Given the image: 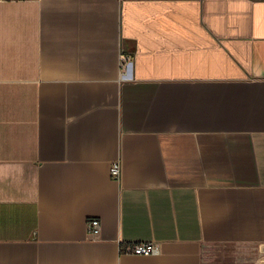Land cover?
I'll return each instance as SVG.
<instances>
[{
    "label": "crops",
    "instance_id": "crops-1",
    "mask_svg": "<svg viewBox=\"0 0 264 264\" xmlns=\"http://www.w3.org/2000/svg\"><path fill=\"white\" fill-rule=\"evenodd\" d=\"M220 246L264 247V0H0V264Z\"/></svg>",
    "mask_w": 264,
    "mask_h": 264
},
{
    "label": "rangeland",
    "instance_id": "rangeland-1",
    "mask_svg": "<svg viewBox=\"0 0 264 264\" xmlns=\"http://www.w3.org/2000/svg\"><path fill=\"white\" fill-rule=\"evenodd\" d=\"M203 264H260L263 246L214 247L204 256Z\"/></svg>",
    "mask_w": 264,
    "mask_h": 264
},
{
    "label": "built area",
    "instance_id": "built-area-1",
    "mask_svg": "<svg viewBox=\"0 0 264 264\" xmlns=\"http://www.w3.org/2000/svg\"><path fill=\"white\" fill-rule=\"evenodd\" d=\"M124 59V55H121V60L123 61ZM109 175L113 180L119 181L121 175L119 160H115L110 164ZM86 232L91 238H98L100 234V223L97 218L90 217L86 220ZM119 250L122 253L134 255H149L157 252L156 246L149 241L128 242L120 245Z\"/></svg>",
    "mask_w": 264,
    "mask_h": 264
},
{
    "label": "water",
    "instance_id": "water-1",
    "mask_svg": "<svg viewBox=\"0 0 264 264\" xmlns=\"http://www.w3.org/2000/svg\"><path fill=\"white\" fill-rule=\"evenodd\" d=\"M260 264H264V260L260 262Z\"/></svg>",
    "mask_w": 264,
    "mask_h": 264
}]
</instances>
